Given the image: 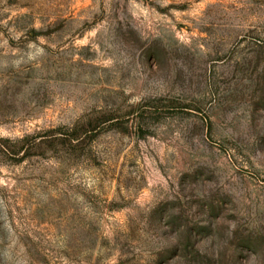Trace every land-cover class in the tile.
<instances>
[{"label":"rangeland","instance_id":"obj_1","mask_svg":"<svg viewBox=\"0 0 264 264\" xmlns=\"http://www.w3.org/2000/svg\"><path fill=\"white\" fill-rule=\"evenodd\" d=\"M0 264H264V0H0Z\"/></svg>","mask_w":264,"mask_h":264}]
</instances>
